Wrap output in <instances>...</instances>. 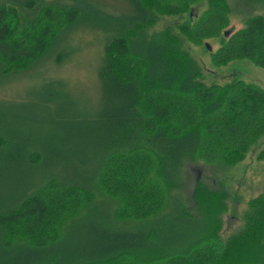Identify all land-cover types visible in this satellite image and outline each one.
<instances>
[{
  "label": "trees",
  "instance_id": "trees-1",
  "mask_svg": "<svg viewBox=\"0 0 264 264\" xmlns=\"http://www.w3.org/2000/svg\"><path fill=\"white\" fill-rule=\"evenodd\" d=\"M125 1L124 12L90 15L109 30L96 69L102 105L85 126L92 156L81 163L74 136L63 171L56 156L65 153L45 150L48 136L22 141L0 129V180L9 181L0 187V264H264V190L225 239L219 214L229 192L220 182L200 177L183 199L176 192L187 164H234L264 134V87L205 82L188 49L216 37L213 50L205 46L211 65L245 58L264 67V0H239L244 18L232 32L230 0ZM82 4L0 0V76L42 58ZM112 165V176L132 172L130 186L108 179ZM107 185L127 188L112 216L94 200Z\"/></svg>",
  "mask_w": 264,
  "mask_h": 264
},
{
  "label": "rangeland",
  "instance_id": "rangeland-1",
  "mask_svg": "<svg viewBox=\"0 0 264 264\" xmlns=\"http://www.w3.org/2000/svg\"><path fill=\"white\" fill-rule=\"evenodd\" d=\"M57 1L67 3L70 0ZM79 1L84 3L82 15L65 35H62L63 30L58 33L57 42L42 58H35L26 67H19L0 76V129L3 132L17 134L22 141L33 136H37L38 139L48 136L47 143L51 146L54 143V148L50 146V149L45 150H52V153H65L59 157L56 156V163L61 165L62 170L66 168L62 163L63 159L69 162V165L71 164L70 153L74 145L72 144L74 136L79 138L80 144L75 147L80 153L81 163L84 156H92L88 151L90 150L91 153L95 148L85 126L87 119L96 115L102 105L96 69L100 64L102 44L109 30H103L97 25L92 26L93 18L90 15L94 11L117 14L127 10L125 0ZM229 4L230 10L226 15L224 28L229 27V32H232L242 25L244 18L242 11L246 5L239 0H230ZM171 17L175 18V16ZM169 19L168 17L160 18L155 28H161L164 23L169 22ZM203 41L207 42L210 50L218 45L216 37H207ZM188 49L202 65L205 82L212 80L222 82L229 77H236L264 87L263 66L245 58H236L225 65L213 66L210 64L209 49L203 42L191 43ZM58 54L62 56L60 59H57ZM86 139L89 146L85 144ZM0 146L1 167L2 145ZM87 154L89 155L86 156ZM114 166L104 167L108 179L130 186L132 172L130 170L116 171L112 176L111 170ZM182 174L183 177L179 179L176 190L177 193L180 192L182 199L181 194L189 191L193 182L200 177L210 184L217 182L219 185L220 182L229 192L225 198V207L219 214L218 238L225 239L241 228L246 201L264 190V134L246 151L245 156L234 164L215 166L201 162L189 163L184 167ZM8 183L9 181L1 179L0 187L4 189V185ZM126 190L124 186L107 185L105 192L96 195L94 200L100 206L103 205L112 216L119 198L127 203ZM47 203L45 201V205Z\"/></svg>",
  "mask_w": 264,
  "mask_h": 264
},
{
  "label": "water",
  "instance_id": "water-1",
  "mask_svg": "<svg viewBox=\"0 0 264 264\" xmlns=\"http://www.w3.org/2000/svg\"><path fill=\"white\" fill-rule=\"evenodd\" d=\"M226 33V32H225ZM205 46L207 47V48H209V45L207 44V43H205Z\"/></svg>",
  "mask_w": 264,
  "mask_h": 264
}]
</instances>
